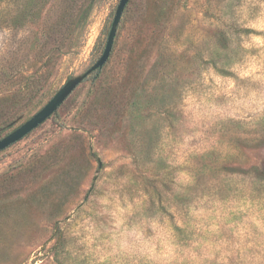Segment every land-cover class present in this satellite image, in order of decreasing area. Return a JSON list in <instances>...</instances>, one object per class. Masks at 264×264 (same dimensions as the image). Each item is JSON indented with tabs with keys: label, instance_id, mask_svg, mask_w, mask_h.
<instances>
[{
	"label": "rangeland",
	"instance_id": "rangeland-1",
	"mask_svg": "<svg viewBox=\"0 0 264 264\" xmlns=\"http://www.w3.org/2000/svg\"><path fill=\"white\" fill-rule=\"evenodd\" d=\"M90 1L0 0V98L42 81L0 138L102 55L120 0L74 25ZM0 264H264V0H130L104 67L0 151Z\"/></svg>",
	"mask_w": 264,
	"mask_h": 264
},
{
	"label": "water",
	"instance_id": "water-1",
	"mask_svg": "<svg viewBox=\"0 0 264 264\" xmlns=\"http://www.w3.org/2000/svg\"><path fill=\"white\" fill-rule=\"evenodd\" d=\"M130 0H120L117 6L115 16L108 34L105 49L100 58L87 70L69 78L65 84L54 94V96L33 116L12 130L10 133L0 138V151L8 148L12 144L18 142L35 128L44 123L54 113L58 111L60 106L67 100V98L73 93V91L90 75L98 73L106 64L111 56L115 38L118 32V27L122 20L124 11Z\"/></svg>",
	"mask_w": 264,
	"mask_h": 264
},
{
	"label": "trees",
	"instance_id": "trees-1",
	"mask_svg": "<svg viewBox=\"0 0 264 264\" xmlns=\"http://www.w3.org/2000/svg\"><path fill=\"white\" fill-rule=\"evenodd\" d=\"M33 0H29L26 6H31ZM94 1H90L89 5L83 9L82 12H78L75 18L71 19L74 25L76 24V19L77 23H80L82 20L86 22L88 19L89 13L93 8ZM82 6V5H80ZM29 14L26 13V11H21L20 13L15 14L14 16L11 17V23L9 24L10 26H17L25 23L27 21L26 19L29 18ZM72 25V22H71ZM72 32V28L70 25H68L64 36L69 35ZM63 36V37H64ZM62 44L59 42L57 45L53 46L51 48V55L46 62H50L52 59L58 58L61 54L64 53V50H62ZM1 73V72H0ZM4 73V72H3ZM11 77L10 79L13 81L14 75L12 73L9 74ZM40 76H45L44 73H42ZM26 82L25 84L18 89L16 92L13 93V97L9 100H5L3 98H0V135L2 133V130L4 127H8L6 129H9L13 125V121L15 119H18L20 116H22L23 112V101L25 99V102L29 105L30 101L34 102L37 100H40V90L42 86V81L40 80L39 77L35 75V72L33 74L25 76ZM15 81V80H14Z\"/></svg>",
	"mask_w": 264,
	"mask_h": 264
}]
</instances>
